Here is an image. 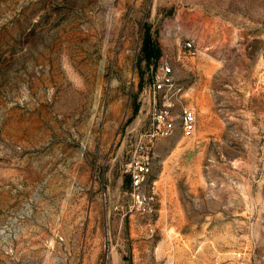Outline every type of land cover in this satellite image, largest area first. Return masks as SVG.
<instances>
[{"label":"rangeland","instance_id":"1","mask_svg":"<svg viewBox=\"0 0 264 264\" xmlns=\"http://www.w3.org/2000/svg\"><path fill=\"white\" fill-rule=\"evenodd\" d=\"M165 66L196 131L122 217ZM0 264H264V0H0Z\"/></svg>","mask_w":264,"mask_h":264},{"label":"built area","instance_id":"2","mask_svg":"<svg viewBox=\"0 0 264 264\" xmlns=\"http://www.w3.org/2000/svg\"><path fill=\"white\" fill-rule=\"evenodd\" d=\"M184 48L193 49L191 42H185ZM169 66L163 68L153 81L151 93L154 109L150 123L138 134L131 154V161L124 168L131 180L130 200L122 210V217L134 213L150 214L155 210V196L144 191L151 171L154 141L159 137L174 134L180 121L184 137H192L197 127V114L194 108L184 104L182 87L176 86ZM157 101L159 104L156 106ZM180 105V115L175 116L174 107Z\"/></svg>","mask_w":264,"mask_h":264},{"label":"trees","instance_id":"3","mask_svg":"<svg viewBox=\"0 0 264 264\" xmlns=\"http://www.w3.org/2000/svg\"><path fill=\"white\" fill-rule=\"evenodd\" d=\"M144 52H145L146 57L148 59H151L154 54L155 55L160 54V49L158 48V46L152 43V40L150 37H147L145 40Z\"/></svg>","mask_w":264,"mask_h":264}]
</instances>
